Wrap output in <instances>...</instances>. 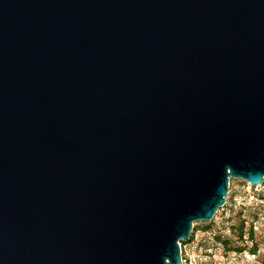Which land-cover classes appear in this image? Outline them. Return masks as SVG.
Wrapping results in <instances>:
<instances>
[{
  "label": "water",
  "instance_id": "1",
  "mask_svg": "<svg viewBox=\"0 0 264 264\" xmlns=\"http://www.w3.org/2000/svg\"><path fill=\"white\" fill-rule=\"evenodd\" d=\"M264 184V0H0V264H184Z\"/></svg>",
  "mask_w": 264,
  "mask_h": 264
},
{
  "label": "rangeland",
  "instance_id": "2",
  "mask_svg": "<svg viewBox=\"0 0 264 264\" xmlns=\"http://www.w3.org/2000/svg\"><path fill=\"white\" fill-rule=\"evenodd\" d=\"M243 220L247 231L255 227V242L247 240L244 244L233 232ZM217 237L232 238L235 246L246 245L248 251L227 254ZM253 245L255 255L249 251ZM181 252L184 264H264V194H254L247 182L231 179L225 207L211 222L195 223L191 240L181 245Z\"/></svg>",
  "mask_w": 264,
  "mask_h": 264
},
{
  "label": "trees",
  "instance_id": "3",
  "mask_svg": "<svg viewBox=\"0 0 264 264\" xmlns=\"http://www.w3.org/2000/svg\"><path fill=\"white\" fill-rule=\"evenodd\" d=\"M254 226L252 225L250 227V229L247 231V228H246V222L243 220V221H240L238 223V225L236 227H233V232L235 233V235L237 236V238L239 239V241L241 242H246L247 240L251 241V242H255V232H254ZM246 231H247V238L246 239ZM217 241L223 246V249L225 251V253H230V252H235V253H243L245 251H248V247L246 245L244 246H235L234 243H233V239L232 238H228V239H224V238H220V237H217ZM182 245H184L183 242H181ZM246 244V243H244ZM254 245L251 249H249V251L252 253V254H256V250L254 249Z\"/></svg>",
  "mask_w": 264,
  "mask_h": 264
},
{
  "label": "built area",
  "instance_id": "4",
  "mask_svg": "<svg viewBox=\"0 0 264 264\" xmlns=\"http://www.w3.org/2000/svg\"><path fill=\"white\" fill-rule=\"evenodd\" d=\"M250 188L253 189L254 194H258V195L264 194V184H262L256 188H253L250 186Z\"/></svg>",
  "mask_w": 264,
  "mask_h": 264
}]
</instances>
